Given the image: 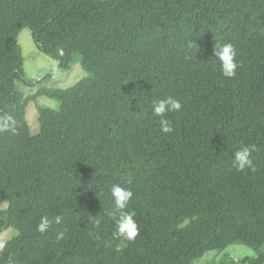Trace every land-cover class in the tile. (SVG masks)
Returning <instances> with one entry per match:
<instances>
[{"label":"trees","instance_id":"1","mask_svg":"<svg viewBox=\"0 0 264 264\" xmlns=\"http://www.w3.org/2000/svg\"><path fill=\"white\" fill-rule=\"evenodd\" d=\"M24 29L59 62L52 78L78 57L88 77L23 93L19 82L36 86ZM216 38L238 50L234 78ZM169 95L182 109L165 134L151 102ZM39 97L59 109L37 106L35 133L28 108ZM241 144L256 146L255 171L232 168ZM115 184L132 190L139 227L120 253ZM0 198V233L18 231L0 264H193L238 244L258 254L245 263L264 264V0H0ZM41 216L52 221L44 234Z\"/></svg>","mask_w":264,"mask_h":264},{"label":"clouds","instance_id":"2","mask_svg":"<svg viewBox=\"0 0 264 264\" xmlns=\"http://www.w3.org/2000/svg\"><path fill=\"white\" fill-rule=\"evenodd\" d=\"M191 48V44L189 45ZM214 57H216L220 64V70L224 77L234 78L237 73V69L241 67L238 61V50L232 42H222L217 40L214 44ZM182 104L179 99L169 95L162 99H153L151 102V114L159 118V125L161 132L165 134L173 133L174 128L171 121L167 118L169 113L180 112ZM143 112V111H142ZM141 112V113H142ZM140 114V113H139ZM256 151L255 145H244L234 151L233 159L231 161L232 168L237 171H245L246 169L255 171V165L251 158V153ZM110 193L114 202V207L109 211L108 215L112 217L116 222V230L114 236L118 239L119 243L116 245V251L118 253L123 252L130 243H134L139 236V227L135 220V212L128 210V205L133 197V192L130 188L122 187L119 184L112 185ZM62 217L57 216L55 223L60 224ZM90 222L93 225V231L89 232V236L95 240H99V232L97 231L101 224L99 216L91 217ZM52 221L48 216H41L37 225V231L41 234L46 233L51 227ZM65 227L62 231L56 235V240L60 241L65 238ZM6 245L0 242V251H2ZM7 264H17V261L9 256Z\"/></svg>","mask_w":264,"mask_h":264},{"label":"rangeland","instance_id":"3","mask_svg":"<svg viewBox=\"0 0 264 264\" xmlns=\"http://www.w3.org/2000/svg\"><path fill=\"white\" fill-rule=\"evenodd\" d=\"M18 42L22 48L24 56L25 76L27 79L36 83V86L30 88L23 82H19V89L28 96L35 95L40 89H70L81 80L88 77V73L83 67L81 57H78L71 70L62 72L54 76L59 69V62L39 50L32 31L24 29ZM37 106L49 107L55 110L59 109V102L48 97H39L37 102L31 103L28 108V120L32 126L33 132L38 131V111ZM9 204L0 198V211L7 210ZM18 231L9 229L0 233V242L6 243L12 240ZM258 257L257 252L243 245H233L225 251H213L204 258L194 261L193 264H248V259Z\"/></svg>","mask_w":264,"mask_h":264}]
</instances>
